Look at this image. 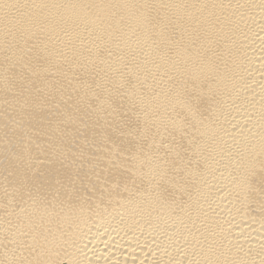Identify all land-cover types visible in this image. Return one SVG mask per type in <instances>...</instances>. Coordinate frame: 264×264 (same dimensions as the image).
<instances>
[{
  "label": "bare ground",
  "instance_id": "bare-ground-1",
  "mask_svg": "<svg viewBox=\"0 0 264 264\" xmlns=\"http://www.w3.org/2000/svg\"><path fill=\"white\" fill-rule=\"evenodd\" d=\"M0 264H264V0H0Z\"/></svg>",
  "mask_w": 264,
  "mask_h": 264
}]
</instances>
